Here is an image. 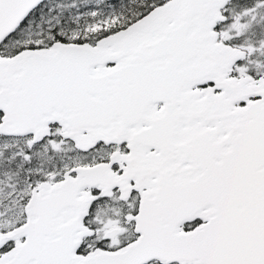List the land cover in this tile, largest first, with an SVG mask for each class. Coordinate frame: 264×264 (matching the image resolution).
<instances>
[{"label":"snow or ice","instance_id":"1","mask_svg":"<svg viewBox=\"0 0 264 264\" xmlns=\"http://www.w3.org/2000/svg\"><path fill=\"white\" fill-rule=\"evenodd\" d=\"M0 264H264V0H0Z\"/></svg>","mask_w":264,"mask_h":264}]
</instances>
